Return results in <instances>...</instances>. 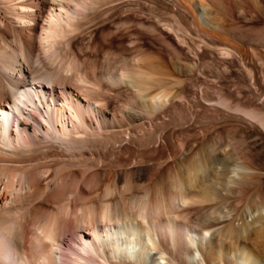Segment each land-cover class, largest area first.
Masks as SVG:
<instances>
[{
    "label": "bare ground",
    "instance_id": "1",
    "mask_svg": "<svg viewBox=\"0 0 264 264\" xmlns=\"http://www.w3.org/2000/svg\"><path fill=\"white\" fill-rule=\"evenodd\" d=\"M74 1L75 6L65 5L66 8H61L58 12L48 10L45 16V5L38 0H23L15 4L20 10L13 11V14L24 24H33L38 18L44 20L45 25H41L38 36L32 26L15 27L11 42L6 23L3 27L0 26V102L9 107L8 110L0 104V115L3 117L0 145H12L14 148L20 145L22 148L20 152H6L0 148V264H127L121 258L136 263L161 264L162 261L151 255L158 247V252L166 255L165 264H195L192 252L201 258L203 264H264V213L259 212L250 222L241 217L240 225H235L230 220L224 223L207 222L206 219H200L202 214L198 217L201 210L209 208L211 202L220 197L212 185L226 173L229 165L226 158L231 156L220 158L215 155L214 143L199 142L201 146L197 156L187 161L184 156L179 158L173 173H167L166 178L160 175H155L154 180L150 178V182L141 187V193H138L139 190L135 192L136 181L128 176L131 169L124 173L121 170L115 173H89L94 163L100 167L101 157L112 154L109 151H94L88 146L89 140L74 138V134H87V129L91 126L88 119H91L94 108L88 101L101 104V91L96 90L100 79L116 83L127 78L132 91L140 97L142 106L152 115L169 103L172 97L168 98L170 90L164 87L153 92L151 89L155 83L171 76L154 63L157 55L150 49L155 46L146 39L132 48L134 55L130 67H117L107 63L105 71L101 73L97 72L94 64L86 68L83 62L64 48V45H69L70 33L76 29L74 20L88 8L114 0ZM196 1L205 11L209 24L221 29L222 22H227L226 19L218 16V12L206 11L207 8H213L211 3L218 4L221 0ZM194 21V28L199 31L196 18ZM2 22L0 21L1 24ZM172 23L176 27L170 26V23L165 25L176 33L185 32V21L175 17ZM201 31L211 38L216 35L206 30ZM36 37L40 44V51L37 52L33 43ZM137 46L146 48L138 49ZM224 50L226 55L229 54V49ZM239 56L244 60L242 54ZM19 58L41 67L42 71L31 77V81L39 86L28 87L24 83V72L17 66ZM68 85L73 86L88 101L82 104L77 99L74 100L65 89ZM55 86L59 89V98L54 91ZM223 97L221 95L218 100H214L226 108L242 112L264 128V114L246 109L239 103L232 104L226 99L228 97ZM59 100L62 103L56 106L55 103ZM25 108L30 110L26 115L23 112ZM35 114L45 122L47 127L42 128V131L50 142L59 141L57 146H63L70 158L89 153L91 157H95V162L88 165L75 164L71 160L47 162L46 159L54 155V152L35 149L39 143L29 134L27 120L31 119L40 128ZM20 118L23 120L20 121ZM13 125L15 132L12 133ZM47 142L49 143L45 141ZM129 144L130 139L116 149L124 153L130 148ZM86 147L87 152L83 150ZM242 149L245 148L241 146L239 151ZM56 154L65 155L64 152ZM131 158L132 155L129 159ZM134 158L135 165L144 163L140 169L137 167L143 173L149 169L147 163L154 161V158L144 157L139 161L137 157ZM165 158L161 156L156 161ZM239 158L244 163L251 162L245 154ZM107 163L110 165L115 162L110 160ZM216 163L222 164L224 169L221 173L214 171ZM75 165L79 167L76 172L81 175V180L71 178L75 174L71 168ZM104 165H101L102 168ZM140 175H137L138 178ZM116 177L123 181L118 190ZM250 177L251 175L242 174L237 181L239 189L236 191V202L246 197L245 207L254 211L264 208V183L262 180L260 183L256 182L259 180L256 173L252 177L258 180L250 181ZM102 186V192L98 193ZM252 188L254 191L249 194ZM113 191L118 192L120 213H114L107 201ZM38 198L42 201L49 199L52 208L39 212ZM230 208L237 210L236 203L230 205ZM218 224H222L221 227L210 234L209 231Z\"/></svg>",
    "mask_w": 264,
    "mask_h": 264
},
{
    "label": "rangeland",
    "instance_id": "2",
    "mask_svg": "<svg viewBox=\"0 0 264 264\" xmlns=\"http://www.w3.org/2000/svg\"><path fill=\"white\" fill-rule=\"evenodd\" d=\"M20 1L23 0H0V21H3L0 26L3 27V24L6 23L11 42L13 41V28L32 26L36 30V36H38L41 33V25H45L44 20L40 18L33 24L31 22L24 24L18 20L13 11L20 10L18 6H15ZM38 1L45 5L46 13L44 16L47 15L48 10L58 12L61 11V8H66L65 5H76L74 0ZM211 4L213 8L205 7V9L207 8L206 11L218 12L216 14L227 21L222 22L221 29L209 24L205 11L203 12L202 8L197 5L196 0L193 3H188L187 0H114L99 4L94 8H88L84 11V16L82 14L75 18L76 29L70 33L69 45H64V48L83 62L86 68L94 64L97 72L101 73L105 71L107 63L117 67H130L134 55L132 48L141 43L142 39H146L155 46L154 49H150L157 55L154 63L161 66L163 70L165 69L171 76V78H165L164 81L155 83L156 85L152 89L150 88L151 92L164 87L170 90L171 95L169 94L168 98H172L168 99L169 103L167 102L160 111L151 115L142 106L140 97L136 96L135 92L132 91L133 89L128 85L127 78L116 83L105 78L100 79L96 90L101 91L99 99L102 105L88 101L79 91L72 88L73 86L68 85L65 89L70 92V96L74 100L77 99L82 104L88 101L92 103L91 107L94 108L91 119H88V124L90 123L91 126L89 125L87 134H74L75 137L73 135L71 137L89 140L88 146L92 150L109 151L112 153L111 156L101 157L100 167L94 163L96 159L92 156V160L89 153L86 154L87 156L70 158L68 153L63 150V146H57L59 141L51 140L52 142H50L42 131L47 126L36 114L35 117L39 120L40 128L31 119L26 121L29 124V134L34 140L36 138L35 141L39 143L38 146H35L36 148H33H42V151L54 152V155L46 159L50 163L70 162L69 160L75 164L86 163L88 165L94 163L95 165L90 168L89 173L92 171L115 173L119 170L124 173L131 169L128 176L133 177L136 181L135 192L139 190L138 193H141V187L143 184L149 183L150 178L154 180L155 175L166 178L167 173L170 174V172L175 171L179 158L184 156L186 161L192 159L197 156L201 144H211L212 142L215 144L213 150L215 155L220 158L231 155L226 158L230 166L228 165L225 170V175L220 176L223 183L219 180L221 184L218 181L212 185L220 197L215 198L209 208L201 210L198 217L202 214L200 219H206L207 222L224 223L230 220L233 224L240 225L241 217L250 222L259 212L264 213L263 207L254 211L247 209L245 207L246 197L236 202V191L239 189L237 181L242 174L251 175L250 181L254 182L261 175L256 182L263 181L262 183H264V128L256 120L250 119L242 112L226 108L215 102L222 95L223 98L228 97L229 99H226L232 104L233 102L234 104L239 103L246 109L264 114V1L221 0L218 4ZM175 17L186 22L185 32L176 33L165 25V23H170V26L176 27L172 23ZM194 18H196L200 32L194 28ZM201 30L216 35L211 38ZM33 43L36 52L40 51L37 37L34 38ZM137 48L144 49L146 47L137 46ZM224 49L228 50L229 54L226 55ZM240 54L244 60L239 56ZM19 59L20 62L17 63V66L24 72V77H22L24 83L28 87H34L38 83L32 82L31 77L39 71L41 72V67L37 63L30 62L28 64L22 58ZM44 87L47 89L48 86L44 84ZM54 91L59 98L57 86H55ZM176 95L177 97H175ZM206 99H211V101L208 102ZM61 103L62 101L59 100L55 104L59 106ZM1 105L9 110L7 104L2 103ZM129 107H132L133 110ZM29 111L25 108L23 112L26 115ZM113 117L116 119L114 120ZM22 120L20 118V121ZM11 128L15 132L14 125ZM228 132H231V136ZM129 139L130 148L126 152L120 153L116 148L127 143ZM45 141H49V143H45ZM238 141L240 142L237 143ZM180 143L183 145L181 146ZM240 145L245 149L239 151ZM17 146L14 148L12 145H0V148L6 152H11V150L22 151L20 145ZM83 150L87 152L88 147ZM62 152L65 155L56 154ZM128 153L133 158L129 159ZM242 154L248 157L251 161L250 164L241 161L239 157ZM159 156L166 158L156 161L157 158H160ZM134 157H137L138 161L144 157L146 159L154 158V161L147 163L149 169L145 173L141 171L142 174L137 167L140 169L144 163L135 165L136 159ZM107 160L115 163L109 165ZM101 165L105 167L102 168ZM213 167L217 174L224 169L221 163H216ZM71 169L75 171L71 178L81 180V175L77 173L78 165ZM214 171H212L213 174ZM255 173L258 175L256 179L252 177ZM137 175L141 177L138 178ZM117 178L119 177H116L115 183L118 190L123 183L120 181L123 180V176L121 179ZM102 189L103 186L99 188L98 193H101ZM253 191L254 188L250 190L249 194ZM263 191L264 188L262 190L264 197ZM118 200V192L116 191H113L107 199L114 213H120ZM37 201H40L39 212L49 211L52 208L49 199L42 201L38 198ZM235 203L237 210L230 208V205ZM190 215L192 216L193 212ZM222 224L214 226V230L209 231L210 234L219 229ZM191 248H193L192 245ZM158 250L159 247L154 249L151 255L162 261L161 264H165L166 255L158 252ZM192 254L195 255L193 260L195 264H203L195 252ZM121 259L127 264H143L126 258Z\"/></svg>",
    "mask_w": 264,
    "mask_h": 264
}]
</instances>
